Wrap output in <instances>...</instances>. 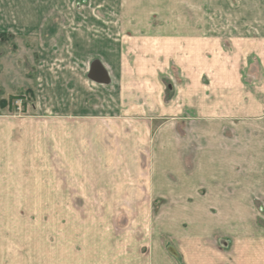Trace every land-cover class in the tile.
Listing matches in <instances>:
<instances>
[{
  "label": "rangeland",
  "instance_id": "374dc122",
  "mask_svg": "<svg viewBox=\"0 0 264 264\" xmlns=\"http://www.w3.org/2000/svg\"><path fill=\"white\" fill-rule=\"evenodd\" d=\"M2 13L105 15L124 44L123 50L108 46L103 54L114 83L99 88L92 82L91 117L68 120L76 128L75 150L61 135L60 148L66 150L59 152L56 172L44 168L42 198L32 184L33 198L23 207L16 197L20 184H0V210L11 213L7 225L12 234L24 232L19 240L33 247L37 261L99 264V255L173 254L195 264L190 245L200 237L178 236L189 228L206 234L214 264H264V198L242 205L244 210H226L241 217L229 228L214 226V212L225 211L214 210V0H0ZM149 39L155 40L153 48L146 45ZM179 39L182 49L172 43ZM164 40L171 42L167 50ZM31 45L16 38L2 46L15 92L28 72L26 55L33 63ZM13 97L12 114H35L33 101ZM217 109L236 111L222 101ZM224 115L218 119L231 127L245 122L264 129L261 121ZM238 149L229 156L234 161L242 154Z\"/></svg>",
  "mask_w": 264,
  "mask_h": 264
},
{
  "label": "crops",
  "instance_id": "0c3cea01",
  "mask_svg": "<svg viewBox=\"0 0 264 264\" xmlns=\"http://www.w3.org/2000/svg\"><path fill=\"white\" fill-rule=\"evenodd\" d=\"M60 17L55 14L0 15V184H20L16 197L23 207L33 198L32 184L40 193L37 197L42 198L44 168L50 167L51 174L56 172L52 168L58 163L59 152L66 150L60 148L63 145L60 136H66V145H71V151L75 150L76 128L68 120L91 117L92 82L99 88L114 83L112 69L103 55L108 46L124 49L120 31L108 26V22H112L107 21L105 15L83 13ZM16 38L30 39L34 48V53H29L33 56L32 64L26 55L28 72L26 70L19 81L17 92L10 87L6 73L11 67L2 63L5 57L2 46L8 39ZM109 39L114 41L108 44ZM149 40L146 45L153 48L155 40ZM179 40L172 43L182 49L183 43ZM200 44L205 45V42ZM170 45L169 41L162 42L165 50ZM210 49L214 50V72H217L216 78L214 75V210H225L214 212V226L229 228L236 214L226 210H244L242 205L251 206L252 200L264 198V129L246 127L245 122L234 128L218 119L220 113L230 115L221 118L255 119L264 123V79L261 78L264 74V0H214V43ZM24 52L28 54L27 46ZM96 61L108 71L105 82L90 77ZM16 95L33 101L34 115L11 113L12 98ZM221 101L236 111H219ZM79 131L77 128L80 134ZM81 134H86L84 128ZM236 147L242 154L234 161L229 156ZM49 152L50 158H47ZM19 213L25 212L19 210ZM10 214L9 210H0V264H43L42 258L37 261L33 247L28 250L27 241L20 242L19 237L24 232H20V228L15 229L14 234L10 231L7 225V221H11ZM239 219L241 217L236 220ZM234 228L243 231L245 226ZM188 230H179L178 236L184 237V241L192 239L191 236L200 237L193 239L195 243L190 245L196 254L195 264H214V249L204 238L206 234ZM97 258L99 264H184L173 254H146L144 258L99 255ZM51 264H59L58 258L53 257Z\"/></svg>",
  "mask_w": 264,
  "mask_h": 264
},
{
  "label": "water",
  "instance_id": "95a60500",
  "mask_svg": "<svg viewBox=\"0 0 264 264\" xmlns=\"http://www.w3.org/2000/svg\"><path fill=\"white\" fill-rule=\"evenodd\" d=\"M101 69V70H99ZM99 70V71H98ZM90 77L97 82H105L108 79V75L105 72V69H102V64L99 61H96L93 65L92 72Z\"/></svg>",
  "mask_w": 264,
  "mask_h": 264
},
{
  "label": "built area",
  "instance_id": "2783aa9c",
  "mask_svg": "<svg viewBox=\"0 0 264 264\" xmlns=\"http://www.w3.org/2000/svg\"><path fill=\"white\" fill-rule=\"evenodd\" d=\"M21 103H22V99H19V100L17 101V104H20V105H21Z\"/></svg>",
  "mask_w": 264,
  "mask_h": 264
}]
</instances>
